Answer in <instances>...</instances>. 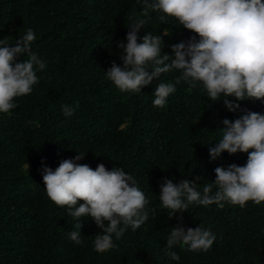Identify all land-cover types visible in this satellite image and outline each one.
Listing matches in <instances>:
<instances>
[{"label": "trees", "instance_id": "16d2710c", "mask_svg": "<svg viewBox=\"0 0 264 264\" xmlns=\"http://www.w3.org/2000/svg\"><path fill=\"white\" fill-rule=\"evenodd\" d=\"M136 19L145 20L138 43L150 32L162 35V54L172 55L171 45L193 35L199 39L162 12L143 16V0H0V39L15 46L31 28L32 51L46 63L36 72L32 92L0 113V264H264V202L192 204L169 219L159 197L164 178L179 183L203 177L196 183L202 192L215 181L217 167L246 165L247 153L225 151L212 160L209 148L222 139L224 119L234 121L248 111L264 115V100L227 97L240 104L230 112L223 97L211 100L201 83L176 84L178 70L161 74L140 92H121L105 71L112 62L123 67L118 43L127 44ZM23 59L27 55L16 62ZM159 83L176 90L163 107H154ZM65 104L75 109L70 117L63 114ZM79 152L85 156L78 163L93 170L99 164L124 169L148 200V219L135 231L129 226L119 239L113 235L115 246L103 253L94 249L95 236L103 232L92 217L80 220L83 243L71 241L69 232L79 221L67 214V206L50 200L40 171L55 170ZM216 190L213 184V194ZM177 225L185 231L201 226L215 241L207 252L182 244L169 249L167 239Z\"/></svg>", "mask_w": 264, "mask_h": 264}, {"label": "clouds", "instance_id": "9594fccd", "mask_svg": "<svg viewBox=\"0 0 264 264\" xmlns=\"http://www.w3.org/2000/svg\"><path fill=\"white\" fill-rule=\"evenodd\" d=\"M150 11L176 18L199 39L193 35L171 45L172 55L162 54V35L150 32L138 43L137 34L145 20H134L128 27L127 44L118 43L123 50V67L112 62L105 71L107 79L121 92H140L161 74L178 70L181 75L176 84L201 83L211 100L223 97L230 112L240 109V104L227 97L237 101L264 100V0H143V16ZM159 19L166 22L165 15ZM35 39L31 28L16 40L15 46H10L6 38L0 39V113L17 107L14 98L30 94L38 83L36 72L46 67L32 51ZM24 55L28 59L16 62L17 57ZM175 90L174 84L159 83L153 92V106L163 107ZM61 107L66 117L75 111L67 104ZM222 123V139L209 148L210 158L216 160L225 151L230 155L243 152L248 154L246 165L217 167L215 181L205 184L202 192L196 183L203 177L179 183L164 178L159 197L162 206L169 210V219L192 204L223 208L225 202L240 207L248 201L257 205L264 202V115L248 111L234 121L224 119ZM84 156L79 152L74 158L62 160L55 170L44 166L40 171L50 200L67 206V214L79 221L75 224L77 230L69 232L71 241L83 243L80 220L92 217L103 232L95 236L94 249L103 253L115 246L113 235L119 239L129 226L135 231L148 219V200L124 169L109 171L99 164L93 170L78 163ZM213 184L217 186L214 194ZM179 219L182 221V216ZM214 241L215 236L208 229L198 226L185 231L177 225L167 239V248L182 244L189 251L207 252ZM168 255L172 260L180 259L174 251Z\"/></svg>", "mask_w": 264, "mask_h": 264}]
</instances>
